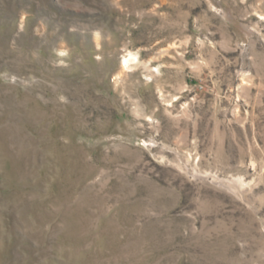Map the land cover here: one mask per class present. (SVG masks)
I'll use <instances>...</instances> for the list:
<instances>
[{"label":"rangeland","instance_id":"rangeland-1","mask_svg":"<svg viewBox=\"0 0 264 264\" xmlns=\"http://www.w3.org/2000/svg\"><path fill=\"white\" fill-rule=\"evenodd\" d=\"M0 264H264V0H0Z\"/></svg>","mask_w":264,"mask_h":264}]
</instances>
